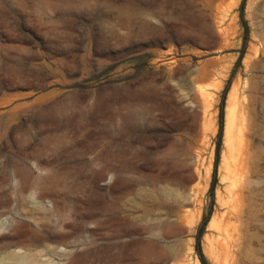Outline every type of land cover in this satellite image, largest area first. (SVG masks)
Here are the masks:
<instances>
[{
	"label": "rangeland",
	"instance_id": "rangeland-1",
	"mask_svg": "<svg viewBox=\"0 0 264 264\" xmlns=\"http://www.w3.org/2000/svg\"><path fill=\"white\" fill-rule=\"evenodd\" d=\"M232 95L264 264V0H0V264H231Z\"/></svg>",
	"mask_w": 264,
	"mask_h": 264
},
{
	"label": "bare ground",
	"instance_id": "bare-ground-1",
	"mask_svg": "<svg viewBox=\"0 0 264 264\" xmlns=\"http://www.w3.org/2000/svg\"><path fill=\"white\" fill-rule=\"evenodd\" d=\"M252 55L248 56V60L252 58ZM237 97L232 95L230 98L226 132L230 156L231 184H229L227 192V201L226 199L223 200L226 201L225 212L217 215L215 213V217L208 226L209 230L213 232L214 237L212 238L214 240L209 237L206 246V250H212L211 253H217L222 258L231 261V264L244 263L245 257L248 255V247L246 246H248L249 237L245 229V217L252 192L246 187V182L250 180L255 161L252 147L254 124H251V114H249L244 101ZM216 128H213L211 132H214ZM208 139L209 137L205 144ZM228 172L230 171L228 170ZM207 175H210V168ZM227 177L229 179V176ZM223 201L221 203H224ZM196 225L197 223L193 227Z\"/></svg>",
	"mask_w": 264,
	"mask_h": 264
},
{
	"label": "trees",
	"instance_id": "trees-1",
	"mask_svg": "<svg viewBox=\"0 0 264 264\" xmlns=\"http://www.w3.org/2000/svg\"><path fill=\"white\" fill-rule=\"evenodd\" d=\"M243 22L245 23L244 20H243ZM222 131H223V121H222V117H221L219 136H221ZM218 156H219V148H218V152H217V158H218ZM215 181H216V177L214 178V183H215ZM212 192H213V186H212V189H211V193ZM207 222H208V218L204 220L203 226L200 228V235L203 234V229H204V226L207 224ZM197 251H198V253L200 255V259H201L202 264H208L207 261H206V259H205V257H204V255H203V253H202L200 240H198Z\"/></svg>",
	"mask_w": 264,
	"mask_h": 264
}]
</instances>
